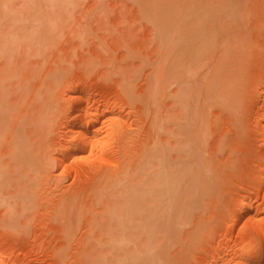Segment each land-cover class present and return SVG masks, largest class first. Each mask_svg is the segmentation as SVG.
<instances>
[{
    "label": "rangeland",
    "instance_id": "obj_1",
    "mask_svg": "<svg viewBox=\"0 0 264 264\" xmlns=\"http://www.w3.org/2000/svg\"><path fill=\"white\" fill-rule=\"evenodd\" d=\"M3 114L0 264H264V0H0Z\"/></svg>",
    "mask_w": 264,
    "mask_h": 264
},
{
    "label": "bare ground",
    "instance_id": "obj_2",
    "mask_svg": "<svg viewBox=\"0 0 264 264\" xmlns=\"http://www.w3.org/2000/svg\"><path fill=\"white\" fill-rule=\"evenodd\" d=\"M1 9H2V8H1ZM181 22H182V21H181ZM171 34H172V33H171ZM169 39H170V36H169ZM168 41H169V40H168ZM168 44H169V43H168ZM167 50H168V49H167ZM155 81H157V80H155ZM154 83H156V82H154ZM157 83H158V82H157ZM128 84H129V83H128ZM154 85H155V84H154ZM154 85H153V86H154ZM156 86H158V85H156ZM157 88H158V87H157ZM155 92H156V91H155ZM81 96H82V95H81ZM82 97H83V96H82ZM3 98H4V97H3ZM50 98H51V97H50ZM80 99H83V98H80ZM84 99H85V98H84ZM152 100H153V99H152ZM80 101H81V100H80ZM82 101H83V100H82ZM75 102H76V101H75ZM84 102H85V101H84ZM86 102H87V101H86ZM73 103H74V102H73ZM80 105H81V103H80ZM83 105H84V104H83ZM81 106H82V105H81ZM79 107H80V106H79ZM76 108H77V107H76ZM6 109H7V108H6ZM84 109H85V108H84ZM84 109H83V110H84ZM4 110H5V109H4ZM50 110H51V109H50ZM78 110H81V109H77V111H78ZM89 111H90V110H89ZM75 112H76V109H75ZM79 112H80V111H79ZM81 112H82V111H81ZM79 114H80V113H79ZM84 114H85V113H83V116H84ZM92 114H93V113H92ZM81 115H82V114H80V117H82ZM87 115H88V114H87ZM90 115H91V114H90ZM96 115H97V114H96ZM92 116H93V115H92ZM100 116H101V115H100ZM100 116H99V117H100ZM76 117H77V119L79 118L78 115H77ZM85 117H87V116H85ZM8 118H9V117H8ZM8 118H7V116H6L5 114L0 115V119L3 121L5 127H7V126L10 125V122H9V121H10V118H9V120H8ZM91 118H92V117H91ZM95 118H97V117H95ZM86 119H87V118H86ZM88 119H89V118H88ZM79 120H81V119L79 118ZM91 120H92V119H91ZM2 121H1V122H2ZM76 121H77V120H76ZM83 121H84V120H83ZM92 121H94V120H92ZM92 121H91V122H92ZM95 121H96V120H95ZM79 122H80V121H79ZM79 122H78V123H79ZM85 122H86V121H85ZM85 122H84V123H85ZM76 123H77V122H76ZM93 123H94V122H93ZM94 124H95V123H94ZM75 125H77V124H75ZM80 125H81V123H80ZM85 125H86V123H85ZM87 125H88V123H87ZM68 126H69V124H68ZM81 126L84 127L83 125H81ZM88 126H90V125H88ZM92 126H93V125H92ZM77 127H78V126H77ZM68 128H69V127H68ZM74 128H75V127H74ZM74 128H73V129H74ZM90 128H91V127H90ZM18 129H19V130H18ZM73 129H72V130H73ZM85 129H86V128H85ZM85 129H84V130H85ZM115 129H116V128H115ZM14 130H15V131H14ZM14 130H13L14 133H15V132H17V133H18V132H19V133L21 132V131H20V130H21L20 127H19V128L15 127ZM17 130H18V131H17ZM80 130H81V129H80ZM80 130H79V131L76 130V131L79 132V133H78L79 135H78V137H77L78 140H79V141H78V144H80V145H84V144L86 143V141H87V138H88V137H87V132H86V131H83V130L80 132ZM86 130H87V129H86ZM93 130H94V129H93ZM95 130H96V129H95ZM67 131L69 132V130H67ZM90 131H92V130H89V132H90ZM115 131H116V130H115ZM70 132H71V131H70ZM70 132H69V133H70ZM111 132H112V131H111ZM22 133H23V132H22ZM71 133H72V132H71ZM90 133H91V132H90ZM90 133H89V134H90ZM93 133H95V136L97 135L95 131H94ZM93 133H92V134H93ZM66 134H67V132H66ZM66 134H65V136H66ZM74 134H75V133H74ZM99 134H100V133H99ZM1 135H2V134H1ZM10 135H11V134H10ZM16 136H17V135H16ZM16 136L13 134V136L11 137V140L15 139ZM18 136L22 137L21 135H18ZM18 136H17V137H18ZM75 136H77V135H75ZM97 136H98V135H97ZM97 136H96V137H97ZM17 137H16V138H17ZM67 137H68V136H67ZM96 137H95V138H96ZM77 138H76V139H77ZM67 139H68V138H67ZM101 139H102V138H101ZM88 140H89V139H88ZM102 140H103V139H102ZM104 140H105V139H104ZM90 141H91V140H90ZM99 141H100V140H99ZM97 142H98V140H97ZM97 142H96V144H97ZM105 142H106V141H105ZM69 143H70V141H69ZM87 143H88V142H87ZM87 143H86V144H87ZM100 143H101V145H102V142H100ZM103 143H104V142H103ZM106 143H107V142H106ZM75 144H76V146H77V143H75ZM92 145H94L93 142H92ZM101 145H100V146H101ZM150 145H151V144H150ZM69 146H70V145H69ZM95 146L97 147V145H95ZM100 146H99V147H100ZM107 146H108V145H107ZM107 146H106V147H107ZM81 147H82V146H81ZM89 147H91V145H89ZM92 147H94V146H92ZM92 147H91V148H92ZM83 148H84V147H83ZM97 148H98V147H97ZM104 148H105V146H104ZM14 149H15V148H14ZM73 149H74V148H73ZM76 149H77V148H76ZM94 149H96V148H94ZM98 149H99V148H98ZM98 149H97V150H98ZM29 150H30V149H29ZM74 150H75V149H74ZM108 150H109V148H108ZM90 151H93V150H90ZM95 151H96V150H95ZM31 152H32V151H31ZM76 152H77V150H76ZM94 153H96V152H94ZM100 153H101V152H100ZM30 154H31V153H30ZM98 154H99V153H98ZM101 154L103 155L104 153H101ZM96 155H97V154H96ZM88 156H89V155H88ZM93 156H94V155H93ZM99 156H101V155L99 154ZM85 157H86V156H85ZM96 157H97V156H96ZM101 157H102V156H101ZM101 157H100V158H101ZM88 158H89V157H88ZM93 158H94V157H93ZM83 159H84V158H83ZM90 159H92V158H90ZM81 160H82V159H81ZM97 160H98V158H97ZM99 160H100V159H99ZM83 161H84V160H83ZM92 161H94V160H92ZM99 162H100V161H99ZM93 163H94V162H93ZM89 168H90V167H89ZM113 169H114V168H113ZM92 170H93V169H92ZM101 175H102V174H101ZM104 176H105V175H104ZM90 177H91V176H90ZM106 177H107V176H106ZM106 177L103 178V179H107ZM158 177H159V176H158ZM101 179H102V178H101ZM103 179H102V180H103ZM159 179H160V178H159ZM104 182H105V181L103 180V182H101V183H104ZM117 183H118V182H117ZM98 184H99V183H98ZM96 185H97V184H96ZM154 185H155V184H154ZM149 186H150L151 188H153V185H149ZM156 187H157V186H156ZM98 188H99V187H98ZM148 190H149V189H148ZM166 193H167V192H166ZM148 194H149V193H148ZM149 196H150V195H149ZM66 200H67V199H65L64 203L66 202ZM139 200H140V199H139ZM67 201H68V200H67ZM66 203L68 204V202H66ZM60 204H61V203H60ZM67 204H66V205H67ZM64 205H65V204H64ZM64 205H63V208H64ZM241 205H247V203L244 201V202L241 203ZM67 206H68V205H67ZM65 209H66V207H65ZM120 241H121V240H120ZM120 241H118V242H120ZM245 244H246V243H245ZM246 247H247V246H246ZM248 252H249V251H248ZM102 258H103V257H102ZM90 259H91V258H90ZM92 259H93V258H92ZM96 259H98V258H96ZM99 259H100V258H99ZM121 259H122V257H121ZM125 259H126V257L123 259L124 262H125ZM137 259H138V258H137ZM130 260H131V259H130ZM132 260H133V259H132ZM251 260H252V259H251ZM251 260H250V261H251ZM136 261H137V260H136ZM247 261H248V260H247ZM118 262H119V260L117 261V264H119ZM120 262H121V261H120ZM134 262H135V261H134ZM139 262H140V261H139ZM248 262H249V261H248ZM251 262H252V261H251ZM122 263H123V262H122ZM246 263H247V262H246ZM125 264H127V263L125 262ZM130 264H131V263H130ZM254 264H255V263H254Z\"/></svg>",
    "mask_w": 264,
    "mask_h": 264
}]
</instances>
